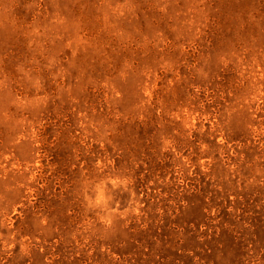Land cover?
Masks as SVG:
<instances>
[{
  "label": "rangeland",
  "instance_id": "374dc122",
  "mask_svg": "<svg viewBox=\"0 0 264 264\" xmlns=\"http://www.w3.org/2000/svg\"><path fill=\"white\" fill-rule=\"evenodd\" d=\"M0 264H264V0H0Z\"/></svg>",
  "mask_w": 264,
  "mask_h": 264
}]
</instances>
